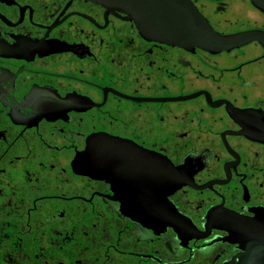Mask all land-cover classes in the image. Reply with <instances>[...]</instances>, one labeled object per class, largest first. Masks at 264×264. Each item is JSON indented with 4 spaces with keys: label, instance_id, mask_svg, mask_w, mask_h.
<instances>
[{
    "label": "flooded vegetation",
    "instance_id": "flooded-vegetation-1",
    "mask_svg": "<svg viewBox=\"0 0 264 264\" xmlns=\"http://www.w3.org/2000/svg\"><path fill=\"white\" fill-rule=\"evenodd\" d=\"M189 2L0 0V264H264V0Z\"/></svg>",
    "mask_w": 264,
    "mask_h": 264
},
{
    "label": "water",
    "instance_id": "water-1",
    "mask_svg": "<svg viewBox=\"0 0 264 264\" xmlns=\"http://www.w3.org/2000/svg\"><path fill=\"white\" fill-rule=\"evenodd\" d=\"M115 1L128 7L145 33L165 42L192 41L204 46L207 35L212 32L206 19L189 0ZM159 161L162 158L159 157ZM148 218L159 225L167 223L165 214L148 215Z\"/></svg>",
    "mask_w": 264,
    "mask_h": 264
}]
</instances>
